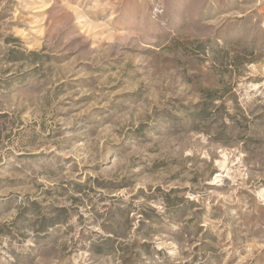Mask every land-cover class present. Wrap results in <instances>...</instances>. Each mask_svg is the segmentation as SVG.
Listing matches in <instances>:
<instances>
[{"label": "rangeland", "instance_id": "1", "mask_svg": "<svg viewBox=\"0 0 264 264\" xmlns=\"http://www.w3.org/2000/svg\"><path fill=\"white\" fill-rule=\"evenodd\" d=\"M0 264H264V0H0Z\"/></svg>", "mask_w": 264, "mask_h": 264}]
</instances>
